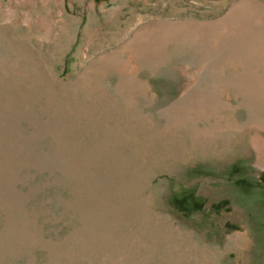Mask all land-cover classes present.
Wrapping results in <instances>:
<instances>
[{"label":"rangeland","instance_id":"rangeland-1","mask_svg":"<svg viewBox=\"0 0 264 264\" xmlns=\"http://www.w3.org/2000/svg\"><path fill=\"white\" fill-rule=\"evenodd\" d=\"M0 264H264V0H0Z\"/></svg>","mask_w":264,"mask_h":264}]
</instances>
